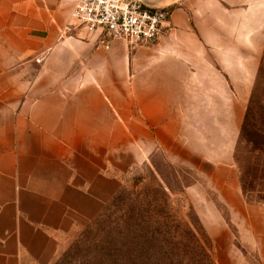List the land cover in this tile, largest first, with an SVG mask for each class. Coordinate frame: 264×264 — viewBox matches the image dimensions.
I'll list each match as a JSON object with an SVG mask.
<instances>
[{
  "label": "crops",
  "instance_id": "0c3cea01",
  "mask_svg": "<svg viewBox=\"0 0 264 264\" xmlns=\"http://www.w3.org/2000/svg\"><path fill=\"white\" fill-rule=\"evenodd\" d=\"M165 3L173 28L129 49L70 26L74 0H0V264L49 258L106 197L108 169L157 150L203 181L185 192L213 241L230 243L233 223L264 264V204L246 200L235 162L264 0Z\"/></svg>",
  "mask_w": 264,
  "mask_h": 264
},
{
  "label": "rangeland",
  "instance_id": "374dc122",
  "mask_svg": "<svg viewBox=\"0 0 264 264\" xmlns=\"http://www.w3.org/2000/svg\"><path fill=\"white\" fill-rule=\"evenodd\" d=\"M143 1L169 12L173 6L165 3L168 0ZM253 94L254 104L248 107L257 113L264 106V55ZM260 136L261 151L252 153V145L243 142L238 157L249 173L247 181L264 189V134ZM134 161L131 154H125L122 163L118 160L108 169L106 197L102 195L91 212L77 218L40 264H210L200 246L213 264H258L254 247L240 241L233 223H229L230 243L217 244L210 237L185 192L186 186L203 182L194 170L172 162L160 150L143 163ZM205 193L217 201L209 188L205 187ZM254 198L255 194L249 197ZM217 206L228 216L222 204L217 202Z\"/></svg>",
  "mask_w": 264,
  "mask_h": 264
},
{
  "label": "built area",
  "instance_id": "2783aa9c",
  "mask_svg": "<svg viewBox=\"0 0 264 264\" xmlns=\"http://www.w3.org/2000/svg\"><path fill=\"white\" fill-rule=\"evenodd\" d=\"M70 26L96 35L105 48L122 40L129 49L155 42L173 26L170 12L143 0H74Z\"/></svg>",
  "mask_w": 264,
  "mask_h": 264
},
{
  "label": "trees",
  "instance_id": "16d2710c",
  "mask_svg": "<svg viewBox=\"0 0 264 264\" xmlns=\"http://www.w3.org/2000/svg\"><path fill=\"white\" fill-rule=\"evenodd\" d=\"M249 104L250 105L254 104V94L252 95ZM260 134L262 135L264 134V106H261L260 111H257V113H253L252 109H250L249 106L245 114L244 122L241 128L240 136L235 150V162L238 168L237 171L239 174V180L241 183L243 194L246 200L252 204H264V197H263L264 189H262L259 185H255L247 181L246 176H248L249 173L243 170L238 154H239V147L243 142L252 145V153L256 151L258 152L261 151L262 143L260 140L261 139ZM254 165H256V168L260 166L258 162L254 163ZM252 194H255L256 198L249 199L250 195ZM188 233L192 235V238L196 239V235L191 230L188 231ZM196 241L198 242L197 239ZM199 249H201L202 254L205 257V260L208 261L210 264H213V261L211 260L209 254L206 252V249L203 246H200Z\"/></svg>",
  "mask_w": 264,
  "mask_h": 264
}]
</instances>
